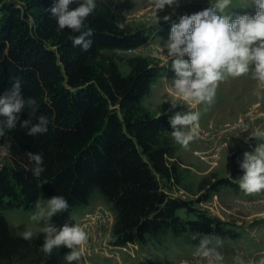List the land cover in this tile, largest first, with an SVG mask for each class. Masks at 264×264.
<instances>
[{
	"label": "trees",
	"instance_id": "trees-1",
	"mask_svg": "<svg viewBox=\"0 0 264 264\" xmlns=\"http://www.w3.org/2000/svg\"><path fill=\"white\" fill-rule=\"evenodd\" d=\"M56 2L0 0V95L19 79L22 95L36 101V116L52 121L47 133L33 137L19 123L8 129L0 116L5 154L0 161V264H68L70 249L61 246L45 255L43 238L24 240L3 215L5 209L32 207L41 192L48 199L65 197L69 208L56 215L68 216L86 206L97 188L114 212L113 246L144 245L168 232L235 239L233 222L196 205L202 197L174 194L183 169L169 117L188 110L152 113L143 99L163 67L150 56L115 54L150 38L148 28L126 21L134 0H96L86 21L93 30L87 52L72 45L70 37L79 33L58 30L49 11ZM77 6L74 2L69 9ZM121 65L128 66L127 74ZM30 115L25 108L20 119ZM28 152L43 157L45 171L39 178L32 174ZM221 185L236 187L228 178L212 183L213 188Z\"/></svg>",
	"mask_w": 264,
	"mask_h": 264
},
{
	"label": "rangeland",
	"instance_id": "rangeland-1",
	"mask_svg": "<svg viewBox=\"0 0 264 264\" xmlns=\"http://www.w3.org/2000/svg\"><path fill=\"white\" fill-rule=\"evenodd\" d=\"M214 2L179 0L178 7L165 6L157 10L153 0H134V7L126 13V21L132 27L148 28L150 38L140 47L116 51L115 54L122 58L150 56L163 67L161 76L143 99V105L152 113L168 110L199 112L194 139L189 145L184 147L173 139L175 155L183 169L174 194L192 200L202 197L203 200L196 203L198 207L235 224L238 236L235 239H222V246L217 248L224 257L221 264H236V257L241 259L242 264H262L264 192L246 194L239 188V179L243 175L240 168L243 154L253 152L258 144L264 143V140L255 138L245 142L252 131L257 128L264 130V86H260L251 73L229 78L219 84L211 105L201 103L189 109L172 89L175 72L171 60L166 62L167 49H163L173 24H178L182 16L202 11ZM255 11L252 0H232L224 14L235 19L243 14L254 16ZM165 16L170 19L165 21ZM184 58L188 59L187 56ZM120 71L127 74L128 66L121 65ZM172 103L177 104L176 108L171 107ZM4 155L0 149V161ZM221 178L235 182L236 187L221 185L213 188L212 183ZM47 199L46 194L41 192L32 207L5 209L3 215L15 233L22 235L24 231H31L33 236L44 239L41 232L44 222L33 221L31 217L37 211V202L46 205ZM113 220L114 212L110 204L95 188L86 206L77 208L68 216L55 214L50 223L58 229L66 223L69 226L79 225L87 233V242L80 249L81 259L72 264H206L194 255L199 240L191 239L192 235L189 234L175 237L168 232L144 245H110Z\"/></svg>",
	"mask_w": 264,
	"mask_h": 264
},
{
	"label": "clouds",
	"instance_id": "clouds-1",
	"mask_svg": "<svg viewBox=\"0 0 264 264\" xmlns=\"http://www.w3.org/2000/svg\"><path fill=\"white\" fill-rule=\"evenodd\" d=\"M74 2L78 6L70 10L69 5ZM231 4L232 0H215L202 11L182 16L178 24L172 25L169 39L163 46V49H167L166 62L171 60L175 72L172 89L189 109L201 103L211 105L219 84L229 78L251 73L252 78L264 86V0H252L256 9L254 16L243 14L237 15L235 19L224 14ZM153 5L157 10L165 6L178 7L179 0H153ZM96 7V0H57L49 11L56 18L58 30L67 28L73 33H79L70 37L72 45L80 46L82 51L87 52L93 43L87 38L93 35V30L86 21ZM163 19L167 21L170 17L165 16ZM116 26L120 29L124 27L121 23ZM176 106V103L171 105L173 109ZM25 108L31 109V115L21 120ZM37 110L36 101L22 95L19 79L10 91L0 95V116L6 118L8 129H14L19 123L29 136L47 133L52 121L45 115L37 117ZM33 118L36 123H33ZM199 118V112L191 110L175 112L169 117L171 135L176 143L184 147L189 145L194 139ZM244 130L247 131L246 128ZM3 135V129H0V137ZM252 138L264 140V130L257 128L252 131L245 142ZM27 156L33 164V176L39 178L45 171L43 157L32 152H28ZM240 168L243 175L239 179V188L249 195L264 192V143L258 144L253 152L243 154ZM68 208L69 203L65 197L54 195L47 199L46 205L37 202V211L31 219L44 222L41 229L44 233L41 251L50 256L54 249L67 247L71 251L65 255V259L68 264H72L81 259L80 249L87 242V233L79 225L69 226L66 223L58 229L50 223L51 217ZM32 236L31 231L22 233V238L27 241ZM191 239L199 240L194 254L196 257L206 264H221L224 257L217 248L222 246L223 241L219 236L202 237L199 232H194ZM236 264H242L239 257H236Z\"/></svg>",
	"mask_w": 264,
	"mask_h": 264
},
{
	"label": "built area",
	"instance_id": "built-area-1",
	"mask_svg": "<svg viewBox=\"0 0 264 264\" xmlns=\"http://www.w3.org/2000/svg\"><path fill=\"white\" fill-rule=\"evenodd\" d=\"M90 215V214H89Z\"/></svg>",
	"mask_w": 264,
	"mask_h": 264
}]
</instances>
